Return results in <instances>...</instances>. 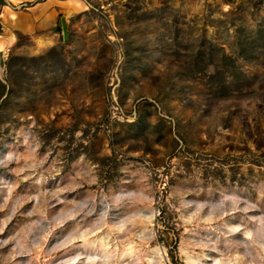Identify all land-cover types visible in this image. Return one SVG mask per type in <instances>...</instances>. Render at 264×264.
I'll return each instance as SVG.
<instances>
[{
  "label": "rangeland",
  "instance_id": "374dc122",
  "mask_svg": "<svg viewBox=\"0 0 264 264\" xmlns=\"http://www.w3.org/2000/svg\"><path fill=\"white\" fill-rule=\"evenodd\" d=\"M113 2L112 19L44 30L0 4L17 37L0 59V264H70L83 241L117 245L110 264L156 247L152 264H187L182 246L264 264V0Z\"/></svg>",
  "mask_w": 264,
  "mask_h": 264
},
{
  "label": "bare ground",
  "instance_id": "6f19581e",
  "mask_svg": "<svg viewBox=\"0 0 264 264\" xmlns=\"http://www.w3.org/2000/svg\"><path fill=\"white\" fill-rule=\"evenodd\" d=\"M13 3H19L22 0H9ZM24 1V0H23ZM63 4L64 8L66 9V11L68 12L69 15H73L76 13H80V12H85L86 8L83 4H81L80 2L76 1V0H67V1H62L60 2ZM65 36L67 37V29H65ZM4 39L5 37L0 35V49L4 50L5 46H4ZM16 43V38L13 35H9V40H8V47L11 48L15 45ZM45 47V43H39V48L43 49ZM234 232H240L242 231V227L238 226V227H234L233 228ZM245 233V237L253 240L254 239V235H253V231H249V232H244ZM257 234L259 237L263 236V233L260 229V226H257ZM117 246V245H116ZM114 246L112 243H89L87 241H83L82 245H74L73 250L74 251H78L81 250L83 252L82 255H79L77 257V259H74L73 261L70 262V264H78L79 261L78 258H83L84 259V254L87 255L86 261H88L89 263L92 264H110L112 262L111 259V254L114 252V248L116 247ZM230 248V245L228 246ZM264 247V243L263 246ZM141 248L140 246H136L133 243H128L125 244L122 249H118L117 251L121 252V256L123 258L126 259H132L134 257L138 256L139 253V249ZM192 250H195V248H192ZM228 250H231L228 249ZM162 251H164L163 249H161L160 247H156L155 249H153L150 252V255L145 256L146 261L149 264H152L154 259L156 258V256H158L159 254L162 253ZM181 253L182 255L186 258V263L187 264H200V262H202L204 259H210L212 264H225V259L222 257L216 256L213 257V254L211 251L206 250L205 248H201V253L196 254L195 252L191 251L189 247H185L182 246L181 247ZM215 254H218V252H214ZM258 254L260 255V251H258ZM155 256V257H154ZM261 257H263V254L260 255ZM163 258L165 259V256L163 254ZM238 258H241L240 256ZM245 256L242 257V259H244ZM228 264H232V261L230 259L227 260ZM163 264V263H161Z\"/></svg>",
  "mask_w": 264,
  "mask_h": 264
},
{
  "label": "crops",
  "instance_id": "0c3cea01",
  "mask_svg": "<svg viewBox=\"0 0 264 264\" xmlns=\"http://www.w3.org/2000/svg\"><path fill=\"white\" fill-rule=\"evenodd\" d=\"M4 1L6 2V4L3 3L1 6L2 7L1 11H4V12H2V18L7 17V13H6L5 9H8L6 6L8 4L9 7H11L13 9V12L16 13V17L18 18V20L19 19L23 20V16H25V18L30 17L31 19L35 20V22H37L39 24V27L43 28V30L45 27L51 25L52 22H58L60 19L67 18V15L64 18L63 13L68 14V12L64 8L63 4L60 3L61 1H59V0H24V1L22 0L21 2H19L17 4L13 3L9 0H4ZM23 9H24V11H23ZM63 21H65V20H63ZM10 22H11V20H10ZM1 25H2V23H1ZM3 28H4V26H2V32L4 30ZM10 31L11 30L9 27V33H11ZM11 35H13V34H11ZM13 36H15V35H13ZM5 38L9 40V35H7V37H5ZM15 38L17 39L16 36H15Z\"/></svg>",
  "mask_w": 264,
  "mask_h": 264
},
{
  "label": "built area",
  "instance_id": "2783aa9c",
  "mask_svg": "<svg viewBox=\"0 0 264 264\" xmlns=\"http://www.w3.org/2000/svg\"><path fill=\"white\" fill-rule=\"evenodd\" d=\"M67 1V0H62ZM83 4L86 8L84 14L95 15L97 19L103 20L106 18H113L112 8L114 6L113 0H76Z\"/></svg>",
  "mask_w": 264,
  "mask_h": 264
},
{
  "label": "water",
  "instance_id": "95a60500",
  "mask_svg": "<svg viewBox=\"0 0 264 264\" xmlns=\"http://www.w3.org/2000/svg\"><path fill=\"white\" fill-rule=\"evenodd\" d=\"M63 23H64V27L66 29V24H65V22H63ZM4 46H5L4 50L0 49V57H2V58H3L4 54L10 50V48L8 47V39H6V38L4 39Z\"/></svg>",
  "mask_w": 264,
  "mask_h": 264
},
{
  "label": "trees",
  "instance_id": "16d2710c",
  "mask_svg": "<svg viewBox=\"0 0 264 264\" xmlns=\"http://www.w3.org/2000/svg\"><path fill=\"white\" fill-rule=\"evenodd\" d=\"M3 3H4V2H3L2 0H0V4L2 5ZM1 33H2V25H1V23H0V35H1ZM0 59L3 60L2 57H0ZM1 62H2V67H3L5 64H4L3 61H1Z\"/></svg>",
  "mask_w": 264,
  "mask_h": 264
}]
</instances>
